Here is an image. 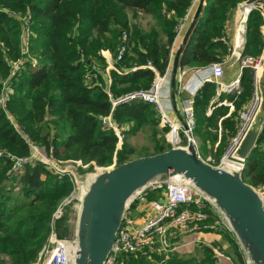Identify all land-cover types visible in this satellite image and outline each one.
I'll list each match as a JSON object with an SVG mask.
<instances>
[{
    "label": "trees",
    "instance_id": "1",
    "mask_svg": "<svg viewBox=\"0 0 264 264\" xmlns=\"http://www.w3.org/2000/svg\"><path fill=\"white\" fill-rule=\"evenodd\" d=\"M246 0H206L202 15L181 57L180 67L206 66L222 62L228 52L224 39L227 22L233 11ZM264 2V0H261ZM1 5L13 12L32 16L31 51L39 58L38 66L25 63L13 79L14 94L8 103L10 112L31 138L46 147L54 142L50 124L44 121L46 107L59 122L60 143L55 155L63 159L95 162L110 166L117 158V165L131 159L134 149L127 142L126 134H136L146 125L157 126L160 118L152 104L132 102L117 108L114 117L119 124H129L125 137L117 150L118 137L112 130L104 129L102 117L109 114L111 104L104 89L103 73L108 65L103 51L115 54L122 43V32L130 31L129 43L133 45L117 63L123 73L110 70L111 89L121 94L152 85L156 74L149 68L125 69L152 62L163 73L169 66L170 53L177 37V29L195 0H0ZM141 11L151 15L156 26L144 29L131 24L129 12ZM264 15L253 9L247 20L244 53L260 55L264 49ZM20 22L10 12L0 8V74H8V58L21 55ZM8 59V60H7ZM100 66H99V65ZM96 73L92 85L86 75ZM254 71L245 68L241 76L240 93H229L221 100L233 101L235 111L228 117V106L221 105L208 114L216 85L206 82L195 95L197 134L217 140L222 129L221 150L224 151L228 136L235 133L239 111L254 94ZM101 83V85H100ZM1 89V84H0ZM224 117V118H223ZM46 129V131H44ZM169 132V127H164ZM163 129V130H164ZM44 132V133H43ZM210 134V137H209ZM0 146L23 155L29 152L24 137L17 132L5 110L0 105ZM154 153L166 151L159 144ZM151 155V154H146ZM218 155V156H219ZM219 159V158H218ZM10 160L0 158V264H33L48 241L51 222L61 199L72 189L68 179H57L43 164L31 163L20 179V192L9 177ZM90 165L87 171L93 170ZM85 173L84 169H80ZM83 175V178H86ZM245 182L264 186V125L256 147L246 159L242 174ZM17 185V184H16ZM154 199L153 193L148 196ZM134 202L131 207H133ZM208 211L210 222L219 209L212 204ZM237 264H247L246 254L239 241L232 240ZM158 258V257H156ZM160 259V258H159ZM145 258H134L130 264L145 263ZM152 264V263H150ZM198 264H214L211 249Z\"/></svg>",
    "mask_w": 264,
    "mask_h": 264
},
{
    "label": "built area",
    "instance_id": "2",
    "mask_svg": "<svg viewBox=\"0 0 264 264\" xmlns=\"http://www.w3.org/2000/svg\"><path fill=\"white\" fill-rule=\"evenodd\" d=\"M243 4L244 3L239 4L241 9ZM194 6L195 2L186 14L185 19L179 25L177 29V37L182 35L187 28L188 23L191 21ZM257 9L262 10L263 13L262 7H257ZM3 10L9 12L8 9ZM16 14L18 13L11 15L19 21V17ZM247 20L248 16L245 19L246 26ZM20 21V25H22L20 46L21 56L18 61H14L13 63L10 61V65H12L13 68L12 76L17 75L21 70H23L25 68V63L27 62H31L34 66H38V61H36L32 56V51L30 50V43L33 36V32L31 30V14H23ZM129 38V33L124 31L122 35V43L117 49V55L113 56L108 53L110 56L106 58L108 61V65L105 68L106 73L110 70H115L118 73L126 72L118 69L116 62L122 60L129 50ZM245 43L246 41H244L242 46L239 47L240 52L238 54H236L237 44L235 43L234 46L232 55L238 60L241 71L240 75H238V77H236L233 81L225 82L223 80L225 76V66L223 62H214L202 67L185 65L180 67L178 70L174 96L173 90H171V87L168 86V82L172 76V65L174 55L176 53L175 42L171 49L169 66L165 72L161 73L152 62H148L142 66H133L131 68L132 70H136L140 67L149 68L156 74L152 85L148 88H138L116 95L111 89L112 77L111 75H108L104 89L111 104V109L109 114L102 117V125L104 129L114 131L118 137L119 144L117 145V149L122 146L123 139L125 137V127L120 126L114 117L115 111L118 107L132 102H145L154 105L158 110L161 126L163 128H170L167 135L175 129L179 131V140L176 142L171 141L172 145L175 147L186 148V145L180 144V133L182 131L186 135L188 134L187 137L189 138V132L193 134L194 130L197 128L194 99L197 93H192L191 97L183 101L180 112L181 121H177L171 116V101L175 95L181 96V94L185 91H189L192 85V83L190 84L186 81V76L189 71H199L200 69H205L208 71L206 75L198 77L202 86L206 82L215 83L216 95L212 99L207 112L208 114H211L212 110L218 105L227 104V102L221 101V96L224 93H240L243 70L245 68H250L254 71L255 75L254 94L252 100L238 113V125L235 133L230 138L225 154L219 161L215 160L211 155L205 157L201 155L199 147L196 143L198 156L207 163L219 169L227 168L239 171L243 174L246 166V160L238 156L237 151L248 131L253 127L261 109L262 93L260 79L264 70V49L260 55L244 53ZM103 54H105V51H103ZM95 78H97L96 73H88L86 75V83L88 85H92ZM3 88L4 89L0 96V104L17 132H19L26 140L30 151L29 156L18 159L14 169H10L8 171L9 177L12 179L17 173V169L23 164L41 163L53 176L57 177V179H68L72 183L71 192L62 198L57 210L54 213L51 222V233L48 241L44 244L38 259L33 264H72L78 247V236L77 234L65 236L69 229V212L72 208L78 209V212H80L82 198L87 190V187L91 183L87 184L85 182V178L81 175L80 169L93 165L96 173H88L87 175V177L89 175H93L94 177L91 179V181H93L99 173L104 172V170L107 171V169L115 166V164H117V159L115 157L114 163L110 166H99L95 162L85 164L81 160H69L57 157L55 152L57 145L60 143L59 124L57 118L48 106L46 107L43 122L47 121L50 124L51 135L54 138V142L50 145V147H41L35 144L30 139L29 135L25 133L17 120L14 119L13 114L6 110L10 94L13 92L12 85H9L7 81H4ZM228 104L234 108L233 101H228ZM183 121H186L189 126V130L184 128ZM219 130L221 131V127ZM6 155L8 154H4L3 151H0V158H4ZM10 158L12 159L13 155H11ZM225 160L230 161L233 166L227 167ZM251 186L257 191L264 202V186ZM151 189H160L162 192L161 197L149 200V211L144 223L141 225L134 224V219L130 216L128 211L117 233L115 243L106 259L105 264H130L136 257L146 259L158 257L165 262L168 261L174 250V243L171 239L173 235L176 236L180 233L202 229L221 230L225 228L227 230H231L228 223V225H225L220 221V216L217 214L219 210L215 211L216 216L213 217L215 222H210L211 214L208 209L212 208V201L204 192L199 190L188 179L178 176L171 177L165 183L153 186ZM146 193L147 192L142 193L139 197H145ZM212 250L214 254V264H237L234 255L227 252L223 248L213 246ZM246 263L251 264L247 258Z\"/></svg>",
    "mask_w": 264,
    "mask_h": 264
},
{
    "label": "water",
    "instance_id": "3",
    "mask_svg": "<svg viewBox=\"0 0 264 264\" xmlns=\"http://www.w3.org/2000/svg\"><path fill=\"white\" fill-rule=\"evenodd\" d=\"M262 8H264V2ZM206 0H200L196 12L179 45L172 70L173 96L181 57L202 15ZM257 7L251 8L250 12ZM249 16V15H248ZM262 105L253 127L237 151L244 160L256 147L264 125V70L260 79ZM184 128L189 130L186 121ZM159 176V180L152 181ZM188 179L204 192L228 220L251 264H264V202L245 182L242 173L219 169L198 156L196 141L189 132L186 148L170 149L140 156L99 173L82 198L77 222L78 247L72 264H105L122 222L132 203L153 186L171 177ZM139 190L135 198L128 200Z\"/></svg>",
    "mask_w": 264,
    "mask_h": 264
},
{
    "label": "crops",
    "instance_id": "4",
    "mask_svg": "<svg viewBox=\"0 0 264 264\" xmlns=\"http://www.w3.org/2000/svg\"><path fill=\"white\" fill-rule=\"evenodd\" d=\"M199 2H200V0H195V6H194V9L192 12L193 13L192 18L196 12V9L199 5ZM139 14L146 16L150 19L148 21V24H149L148 26H145V25L143 26V24H141V23L140 24L136 23L140 27L147 29V27H149V26H150L149 28L156 26V21L154 20V18L151 15H148V14H145L141 11H138L137 15H139ZM137 15H134V16L136 17ZM236 15H237V12H236ZM236 15H234L235 19H236ZM231 17L232 16H230V18L227 22V31H228L227 33L229 35H230V33H232L233 34L232 37L234 40L236 30H237V19H236V23H234L232 21ZM235 19H234V21H235ZM190 22L188 23L187 28L182 33V35L176 38V40H175L176 50L175 51H177L179 45L181 44L183 37L185 35V32L190 25ZM235 24H236V26H235ZM245 33H246V31H245V29H243V30H240V32L237 34V38H236V44H237L236 53L237 54L240 52L239 47L242 46V44L245 41V35H244ZM108 53L111 54L108 50H105L104 56H106V58L108 56H110V55H108ZM174 57H175V55H174ZM229 61H231V59ZM223 63H224V61H223ZM200 67H202V66H200ZM225 67H227V68H225V76L223 79L225 82H231L236 77H238V75H240L241 68H240L238 60L234 56H233L232 63L230 65H226ZM172 68H173V65H172ZM207 72L208 71H206L205 69H200L199 71H194V70L189 71V73L186 76V81H188L190 84L192 83V85H191L192 88L190 87L189 91H185L184 93L181 94V96L175 95V97L172 98V101H171V105H172L171 116L175 120L181 121L180 112L182 109L183 101L185 99L191 97L192 93H197L200 90L202 83L200 82L198 77L205 76ZM108 75H111V72L109 71L108 73H106V71L104 70L103 76H104L105 80H107ZM168 86L171 87V90H172V80L171 79L168 82ZM229 115H230V113L224 117H228ZM218 131L220 132V130H218ZM171 134L172 133H170L169 138L173 142H176L177 140H179V138L176 140H173ZM220 135H221V133H220ZM209 143H207L208 150H212L211 149L212 143L211 142H209ZM214 148L215 147H213V149ZM150 193L154 194V196H155L154 199H157V198L161 197V195H162L161 194L162 192L160 189H150L149 191H147L146 196L143 197L144 199L142 197H138L134 201L133 207H131L129 210V214L134 219V224H136V225L143 224L146 217H147V213L149 211V200H150V198L148 196ZM217 214L220 216V221L226 225L228 223V220L226 219V217L220 211H218ZM211 222H215V221L212 220ZM171 239L174 243V250L171 253V256L168 259V261L163 262L161 259L155 257L153 259H146L145 263H149V264L150 263H152V264H198L200 259L205 257V249H211L212 250L213 246H218V247L223 248L227 252L234 255V246L232 244V240H235L238 242V239H237L235 233L232 230H230V229L227 230L225 228L221 229V230L202 229V230H194V231H190V232H184V233L177 234L176 236L173 235Z\"/></svg>",
    "mask_w": 264,
    "mask_h": 264
},
{
    "label": "rangeland",
    "instance_id": "5",
    "mask_svg": "<svg viewBox=\"0 0 264 264\" xmlns=\"http://www.w3.org/2000/svg\"><path fill=\"white\" fill-rule=\"evenodd\" d=\"M242 3H244V2H241L240 4H242ZM0 8H2V9H8V11L12 14V15H14V13H18V14H16V15H18V19H19V22H20V24H21V21H20V19H22V16H23V13H21V12H13V11H11L9 8H7V7H5V6H3V5H1V2H0ZM241 10V8H240V5H238V7L233 11V13H232V17H231V19H232V21L234 22V23H236V19H235V16L234 15H236V12L238 13L240 10ZM261 13H262V10H261ZM129 18H130V20H131V24H136V23H138V24H143V26L145 25V26H148L149 24H148V21L150 20L148 17H146V16H143V15H137L136 17L134 16V13L133 12H129ZM234 19H235V21H234ZM137 24V25H138ZM245 25H246V23H245ZM20 26H22V25H20ZM235 26H236V24H235ZM150 27V26H149ZM149 27H147V29L149 28ZM238 29V28H237ZM32 30V29H31ZM124 31H127L128 33H129V37H130V31L128 30V29H125V30H123V32ZM262 31H263V33H264V26L262 27ZM123 32H122V35H123ZM228 32V31H227ZM231 32V31H230ZM121 35V36H122ZM245 35V41H246V34H244ZM233 34L232 33H230V35L227 33V36L225 37V38H223L224 39V41H225V43L227 44V46H228V52H227V54L224 56V65L226 66V65H230L231 63H232V61H233V55H232V53H233V51H234V46H235V43H236V37H237V30H236V34H235V37H234V40H233ZM32 38H33V36H32ZM132 43L130 42L129 43V51H130V49H131V47H132ZM30 50H31V44H30ZM117 51L118 50H116V53L114 54L113 53V56H116L117 55ZM128 51V52H129ZM32 53V56L35 58V60L36 61H38V64H39V58L35 55V53L34 52H31ZM111 53V52H110ZM112 54V53H111ZM251 54V53H250ZM252 55H254V54H252ZM21 56V55H20ZM9 59V60H8ZM7 60H8V62H7V65H8V74L6 75V76H3V75H1L0 74V84H1V89H0V96H1V94H2V91H3V82L4 81H7V83L9 84V85H12V93L10 94V99L8 100V102H7V106H6V110L7 111H10V109H9V107H8V103H9V101L11 100V96L14 94V89H13V79H14V76H12V70H13V68H12V65H10V61H11V63H13L14 61H18L19 60V58H17V59H13V58H8ZM231 59V61H229ZM32 60H34V59H32ZM121 61V60H120ZM120 61H117L116 62V66H117V63H119ZM222 61V62H223ZM229 61V62H228ZM228 64H227V63ZM99 65V64H98ZM100 66V65H99ZM118 67V66H117ZM132 67H130V68H125V69H131ZM225 68H227V67H225ZM118 69H120V70H122L121 68H119L118 67ZM16 73H18V72H16ZM143 88H145V87H143ZM133 90H135V89H133ZM129 91H132V90H129ZM129 91H127V92H129ZM125 93V92H124ZM122 94V93H121ZM224 94H229V93H224ZM223 94V95H224ZM235 94V93H234ZM237 94V93H236ZM117 95V94H116ZM119 95V94H118ZM221 101H223V102H227V104L225 105V106H228V108H229V111H228V114L230 113V114H232L234 111H235V106H234V108L232 107V106H230L229 104H228V101H231V100H228V99H223V100H221ZM1 105V104H0ZM223 105V104H222ZM218 106H221V105H218ZM217 106V107H218ZM216 107V108H217ZM212 112H213V110H212ZM211 112V113H212ZM263 113H264V110L262 111ZM14 116V115H13ZM159 118H160V116H158ZM14 119H16L15 117H14ZM17 120V119H16ZM18 122V121H17ZM46 123H47V121H46ZM58 124H59V122H58ZM120 126H123V125H121V124H119ZM125 126V129H128L129 128V124H124ZM237 125H238V122H237V124L235 125L236 126V128H237ZM22 129L24 130V128L22 127ZM164 128L161 126V123H160V121H159V123H158V125L157 126H150V125H146L145 127H143V128H141L136 134H126V139H127V142L129 143V145L134 149V153H133V155H132V157H131V159H134V158H137V157H140V156H146V154H151V155H153L158 149V146H159V144H161V145H164V146H166L167 148H171L173 145H172V143H171V141L169 140V138H168V135H167V133L168 132H166L165 131V129L163 130ZM197 129V128H196ZM195 129V130H196ZM59 130H60V128H59ZM194 130V132H193V137H194V139H195V141H196V143H197V145H198V147H199V151H200V153H201V155H203V156H208V155H211L215 160H217V161H219L221 158H222V156L225 154V152H226V149H227V147H228V144H229V141H230V138L232 137V135L234 134H232L231 133V135L230 136H228V139H227V142H226V145H225V149H224V151L219 155V151L221 150V145H222V143H221V138H222V129H221V131L219 132V135H218V139L217 140H212V138L210 137V134H209V137H210V139L208 138V139H206V140H204V138L203 137H201L199 134H197L196 133V131ZM25 131V130H24ZM44 131H46V129L44 130ZM26 133V132H25ZM44 133V132H43ZM220 133H221V135H220ZM28 134V133H27ZM29 135V134H28ZM29 137H30V139L35 143V144H37V145H39V146H41V147H45V145L41 142V141H36V140H34L33 138H31V136L29 135ZM180 144H182V145H188V137H187V135L184 133V132H182L181 131V133H180ZM209 142H211L212 143V150H208V145H207V143H209ZM119 144V141L117 142V145ZM210 144V143H209ZM213 147H215L214 149H213ZM29 148V147H28ZM121 148V147H120ZM118 150V149H117ZM0 151H3L4 152V154L5 153H7L8 155H6L7 157H8V160H10V163H11V165H10V169H14V167H15V165H16V163H17V160L18 159H21V158H25V157H27V156H29V154H30V151L28 152V153H26V154H23V155H20V154H17V153H14V152H12V151H10L8 148H6V147H2V146H0ZM11 155H13V158L11 159L10 158V156ZM219 155V156H218ZM15 157V158H14ZM219 158V159H218ZM117 159V158H116ZM130 159V160H131ZM28 165H31V163H26V164H23L21 167H19L18 169H17V173L13 176V178H12V180H14V183H10V182H8L7 183V187H8V189H11V188H13V186L15 187V189H14V191L13 192H15L16 194H19V190H20V188H21V184L19 183L20 182V179H21V177L23 176V174L25 173V170H26V168H27V166ZM117 164H115V166H116ZM81 169H84L85 170V173L82 171V170H80V173H81V175H86V173H96V170H95V167H94V169L93 170H90V171H87L88 170V167H83V168H81ZM108 170V169H107ZM104 171H106V170H104ZM86 178H87V176H86ZM85 178V179H86ZM88 183V182H87ZM17 184V185H16ZM70 192H71V190H70ZM69 194V193H68ZM62 200V199H61ZM61 202V201H60ZM60 202H59V204H60ZM57 210V209H56ZM70 214H69V229H68V231H67V233L65 234V236H72V235H75V234H77V227H76V224H77V222H78V214H79V212H78V209H74V208H72V209H70V212H69ZM146 259V258H145Z\"/></svg>",
    "mask_w": 264,
    "mask_h": 264
},
{
    "label": "bare ground",
    "instance_id": "6",
    "mask_svg": "<svg viewBox=\"0 0 264 264\" xmlns=\"http://www.w3.org/2000/svg\"><path fill=\"white\" fill-rule=\"evenodd\" d=\"M253 7H262V3H260L259 0H246L242 6V9L237 13L236 15V19H237V34L240 32V30H243L245 29V31L247 32V26L245 25V19L246 17L248 16L249 14V11L251 10V8ZM263 15H264V8H263ZM237 54V53H236ZM172 133V138L173 140H176L179 138V131L177 129H175L174 131L170 132ZM170 133L168 134V138H169V135ZM188 136V134H187ZM170 141H172L170 138H169ZM173 142V141H172ZM226 163H227V167H231L233 165H231V162L228 161V160H225ZM233 164V163H232ZM93 175H89L86 179H85V182L87 184H89L91 182V179H93ZM159 180V176H157L156 178H154L152 181H157ZM139 193V190H137L132 196L131 198L128 200L127 203H129L131 201V199L135 198V196Z\"/></svg>",
    "mask_w": 264,
    "mask_h": 264
}]
</instances>
